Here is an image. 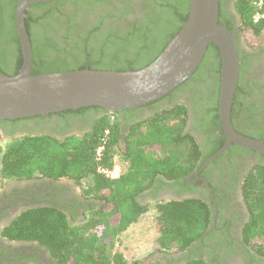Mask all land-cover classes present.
Segmentation results:
<instances>
[{
  "label": "trees",
  "instance_id": "16d2710c",
  "mask_svg": "<svg viewBox=\"0 0 264 264\" xmlns=\"http://www.w3.org/2000/svg\"><path fill=\"white\" fill-rule=\"evenodd\" d=\"M188 1L53 0L36 3L42 14L25 19L32 50L30 72L42 74L86 68L138 70L152 62L181 28L188 15ZM257 1L233 0L240 31L248 43H256L264 29V0H261L260 9ZM221 4L219 0L218 22L231 30L221 16ZM14 5L15 2L8 5L7 30L0 33V70L9 76L17 74L22 64L13 18ZM257 11L263 18L254 22L253 15ZM35 25L38 32L33 30ZM211 54L215 59L209 68L215 102L206 109V114L207 128L214 134L221 125L218 116L220 60L219 50L213 43L207 46L202 61L188 79L151 103L114 113L93 105L0 120V127L12 130L22 124L40 126L41 120L52 118L82 117L87 120L89 114L95 117L92 122L90 120L89 129L79 135L59 139L50 133L33 130L12 140L0 155V176L19 179L36 175L68 177L78 183L85 180V194L97 200L98 208L77 225L54 208L27 210L9 224L4 235L11 239L38 240L61 264L211 263L201 254L204 240L200 238L211 226L212 205L200 198L170 199L155 205L157 251L170 253L174 250L172 253H181L178 258L165 262L141 259L127 262L120 252L112 251L117 235L147 212L148 206L137 200L142 192L156 181L163 182L162 178L171 185L181 186L188 173L223 145L224 137L215 135L217 145L202 154L195 137L185 131L187 107L180 103L161 109L156 106L165 99L171 101L175 91L197 78ZM143 107L150 109L152 114L132 125L126 123L129 114ZM121 117L125 118L123 121L129 130L124 129ZM117 154L127 167L121 176L109 180L98 169L111 168ZM243 194L250 212V221L243 230L244 241H250L264 257L263 166L258 165L256 172L246 178ZM211 257L215 258L213 252Z\"/></svg>",
  "mask_w": 264,
  "mask_h": 264
},
{
  "label": "flooded vegetation",
  "instance_id": "af4514ba",
  "mask_svg": "<svg viewBox=\"0 0 264 264\" xmlns=\"http://www.w3.org/2000/svg\"><path fill=\"white\" fill-rule=\"evenodd\" d=\"M18 1L0 0V33L7 30L8 5L15 2L14 18ZM36 3H30L24 8V24L25 19L30 16L42 14L41 7L36 6ZM221 3V16L236 36L238 54L241 58L239 80L231 106V124L240 134L264 142V29L257 37V43H248L240 31V20L233 8V0H221ZM33 30L38 32V27L35 25ZM214 60L213 54L208 55L204 69L197 78L175 91L171 101L165 99L160 105H156L160 109L175 103L187 107L185 131L195 137L202 154L217 145L215 135L222 139L224 137L222 129H215L213 134L207 128L206 109L215 102L212 94L213 80L209 72ZM150 114H152L150 109L138 108L134 114L128 115L126 123L132 125L136 120L146 118ZM87 118V120L82 117H68L66 120L52 118L41 120L40 126L34 123L22 124L16 125L12 130L2 126L0 137L9 140L10 143L28 132L41 130L61 139L86 132L90 120L92 122L95 117L89 114ZM120 119L123 121L125 118ZM126 123L123 121L122 125L124 129L129 130L130 127ZM224 142L225 137L223 144ZM3 149L4 147H1L0 151ZM121 149L125 150L124 142ZM214 153L201 163L198 160L199 166L185 176L181 186L171 185L162 178L163 182H154L137 197V200L147 206L148 204L155 206L170 199L200 198L208 201L212 205L211 226L200 238L201 241L204 240L203 249L200 250L203 258L211 262L209 264H264V257L250 245V241L246 243L243 236L244 227L250 221L243 185L246 178L256 172L258 165L264 167V155L229 144L221 154L199 170L206 159ZM126 167L127 163L122 170L116 166L114 160L111 168H99L98 172L105 178L113 180L121 176ZM85 186V180L78 183L68 177L51 178L36 175L19 179L0 176V264H61L38 240L11 239L4 234L6 228L19 214L39 207L54 208L63 213L73 225L79 224L88 213L98 208L97 200L85 194ZM173 251L155 252L154 261L165 262L178 258L181 253H172ZM212 252L215 258L211 257Z\"/></svg>",
  "mask_w": 264,
  "mask_h": 264
},
{
  "label": "water",
  "instance_id": "95a60500",
  "mask_svg": "<svg viewBox=\"0 0 264 264\" xmlns=\"http://www.w3.org/2000/svg\"><path fill=\"white\" fill-rule=\"evenodd\" d=\"M50 1L53 0H19L15 7L22 64L12 76L0 70V120L93 105L114 113L151 103L188 79L202 61L207 46L213 43L219 50L218 116L225 142L199 170L229 144L264 155L263 141L240 134L231 124L241 58L234 32L218 22L219 0H189L188 15L181 28L152 62L138 70L86 68L31 74L32 50L24 24V8L30 3Z\"/></svg>",
  "mask_w": 264,
  "mask_h": 264
},
{
  "label": "rangeland",
  "instance_id": "374dc122",
  "mask_svg": "<svg viewBox=\"0 0 264 264\" xmlns=\"http://www.w3.org/2000/svg\"><path fill=\"white\" fill-rule=\"evenodd\" d=\"M250 40H252V38H250ZM255 42L257 43V40ZM8 142L9 140L0 137V148L9 144ZM115 163L117 167H121L122 170H124L126 162L120 159L119 154H117L115 158ZM156 215L155 206H153V204H148L147 212L117 235L112 251L120 252L127 262L137 259H141L144 262L156 260L155 252H159L157 251L156 244V238L158 236ZM253 242L254 240H252V243Z\"/></svg>",
  "mask_w": 264,
  "mask_h": 264
},
{
  "label": "built area",
  "instance_id": "2783aa9c",
  "mask_svg": "<svg viewBox=\"0 0 264 264\" xmlns=\"http://www.w3.org/2000/svg\"><path fill=\"white\" fill-rule=\"evenodd\" d=\"M261 5H262V1H261V0H259V1L256 2V6L258 7V9L261 8ZM262 18H263V14L260 13L259 11H257V12L253 15V20H254V22H258V21H260ZM100 150H101V148L98 149V152H97L98 155H99V153H100Z\"/></svg>",
  "mask_w": 264,
  "mask_h": 264
}]
</instances>
